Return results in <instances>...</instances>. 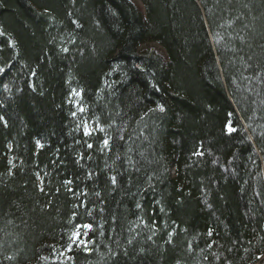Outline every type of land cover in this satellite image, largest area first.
I'll list each match as a JSON object with an SVG mask.
<instances>
[{
  "label": "trees",
  "instance_id": "trees-1",
  "mask_svg": "<svg viewBox=\"0 0 264 264\" xmlns=\"http://www.w3.org/2000/svg\"><path fill=\"white\" fill-rule=\"evenodd\" d=\"M137 1L0 0V264H264V0Z\"/></svg>",
  "mask_w": 264,
  "mask_h": 264
},
{
  "label": "rangeland",
  "instance_id": "rangeland-1",
  "mask_svg": "<svg viewBox=\"0 0 264 264\" xmlns=\"http://www.w3.org/2000/svg\"><path fill=\"white\" fill-rule=\"evenodd\" d=\"M134 1L138 2L137 0H134ZM77 236H78V232H75V234L73 235L74 239H76Z\"/></svg>",
  "mask_w": 264,
  "mask_h": 264
},
{
  "label": "bare ground",
  "instance_id": "bare-ground-1",
  "mask_svg": "<svg viewBox=\"0 0 264 264\" xmlns=\"http://www.w3.org/2000/svg\"><path fill=\"white\" fill-rule=\"evenodd\" d=\"M173 170H174V167L171 169V173L173 172ZM78 237V236H77ZM73 239H74V237H73ZM63 256H64V254H63Z\"/></svg>",
  "mask_w": 264,
  "mask_h": 264
},
{
  "label": "snow or ice",
  "instance_id": "snow-or-ice-1",
  "mask_svg": "<svg viewBox=\"0 0 264 264\" xmlns=\"http://www.w3.org/2000/svg\"><path fill=\"white\" fill-rule=\"evenodd\" d=\"M161 110H163V109H161ZM229 131H233V129L229 128Z\"/></svg>",
  "mask_w": 264,
  "mask_h": 264
}]
</instances>
